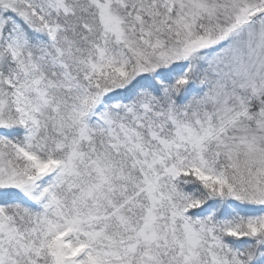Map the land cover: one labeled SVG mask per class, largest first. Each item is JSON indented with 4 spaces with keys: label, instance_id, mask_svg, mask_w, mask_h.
Listing matches in <instances>:
<instances>
[{
    "label": "snow or ice",
    "instance_id": "snow-or-ice-1",
    "mask_svg": "<svg viewBox=\"0 0 264 264\" xmlns=\"http://www.w3.org/2000/svg\"><path fill=\"white\" fill-rule=\"evenodd\" d=\"M0 264H264V0H0Z\"/></svg>",
    "mask_w": 264,
    "mask_h": 264
}]
</instances>
